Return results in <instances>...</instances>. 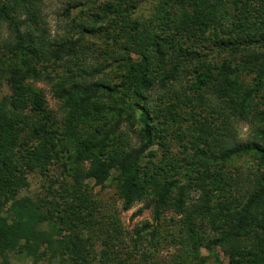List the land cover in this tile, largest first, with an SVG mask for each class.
I'll use <instances>...</instances> for the list:
<instances>
[{"label":"trees","instance_id":"1","mask_svg":"<svg viewBox=\"0 0 264 264\" xmlns=\"http://www.w3.org/2000/svg\"><path fill=\"white\" fill-rule=\"evenodd\" d=\"M103 5L104 21L110 19L114 26L125 19L137 30L125 53L114 60L115 74L108 80H88L86 70L63 64L69 76L55 82L48 66L38 65L63 62L60 55L67 45L49 53L40 24L25 33L20 29L27 23L21 19L25 14L32 22L41 21L40 0H0V29L9 28L16 39L8 46L12 58L21 57L20 64L0 59L1 75L11 89L0 105V264H11V255L25 256L31 264H132V258L136 264H148L153 254L140 251L141 240L148 231L155 237L169 209L185 213L191 256L196 260L206 248L215 255V264H223L216 253L221 248L228 264H264V65L243 60L253 53L248 45L264 46V0H163L152 29L150 24L129 21V12L122 14L127 8L116 0ZM119 8L121 15L111 16ZM94 17L100 21L98 14ZM81 29L91 31L86 26ZM201 39L212 41L221 52L227 48L228 56L221 63L204 60L194 66L195 95L200 101L202 93L216 95L218 114L224 119L232 113L241 120L253 119L256 134V140L231 144L213 158L200 145L199 136L188 140L195 132L210 131L200 120L184 127L179 103L192 98L150 102L157 86L170 91L169 85L189 69L194 59L191 49ZM105 63L109 65L107 61L101 65ZM105 72L94 69L93 75ZM250 73L251 83L243 78ZM45 79L53 84L54 96L65 110V138L44 92L29 82ZM162 115L164 120L155 123ZM79 124L89 130L72 136L71 127ZM125 126L138 135L140 147L131 146ZM170 135L176 137L180 155L171 152L166 142ZM67 137L75 143L69 160L63 154L70 150L63 142ZM160 137L167 151L156 165L153 146ZM248 158L256 161L257 168L244 179L246 183L228 175V165ZM57 163L71 173L72 184L64 182L57 188L52 181L43 198L22 195L30 187V174L46 175ZM110 180L125 211L139 201L153 208L156 226L135 230L132 250L123 252L126 258L118 250L126 249L121 222L112 214H106L104 222L98 220L99 204L87 183L105 186ZM192 189L200 191V198L188 212ZM198 219L212 224L214 237L198 232ZM98 240L103 245L100 254Z\"/></svg>","mask_w":264,"mask_h":264},{"label":"rangeland","instance_id":"2","mask_svg":"<svg viewBox=\"0 0 264 264\" xmlns=\"http://www.w3.org/2000/svg\"><path fill=\"white\" fill-rule=\"evenodd\" d=\"M106 1L107 0H40L41 18L39 19H41V21L39 23L29 20L27 14L21 17L22 20L25 19L27 21L26 25L20 28L22 33H25L26 30H35L38 24H40L42 30L39 33L43 34L45 38L47 52L57 51L63 44L67 45L60 55L63 62H58L62 65L54 63L53 61H44L38 65L40 67L48 66L55 82L66 79L69 76L67 71L68 67H65L63 64L70 65L74 70H77L79 67L86 70V77L88 80H108L115 74L112 66H116L117 64L114 60L116 57L121 58L125 53L123 49L125 46L131 45L130 36L135 33L137 34V30H133L134 25L124 22L125 19H121L123 21L114 26H111L110 19L104 21L103 8L101 6H104L103 4H105ZM162 1L163 0H127L128 3L125 5V3H120L119 0H116V3L117 5H121L122 8H127V10H122V14L128 11L129 21L138 20L141 24H150L149 27L152 29L155 26L153 18L156 15V9L159 8L157 6ZM120 9L121 8H119L118 14H111V16L121 15ZM97 14L100 17V21L94 17ZM122 24L124 25V29L121 30ZM81 26H86L90 28L91 31H83ZM15 43V36L8 27L3 26L0 29V59H2V61L7 63L12 62L13 53L8 46ZM69 43H75V46H68ZM245 44L247 45L248 43ZM245 44L242 46H245ZM247 47L251 48L253 53L250 57L249 55H244L243 60L252 61L253 64H256V67L259 63L264 65V46L251 43V45ZM191 50L194 51L192 54L194 59L188 66L189 69L187 68L184 73H182L179 80L169 85L171 86L170 91L167 88L164 89L161 88V86H157L151 93L150 102H152L153 105H159L163 100H170L175 96L186 95V97L192 98L191 102H186L187 99L182 98L184 100L183 103H179L185 115L184 127L192 126L195 120H200L201 123L208 126L210 131L195 132L192 135H188V140H193L199 136L200 145L207 149L210 157L218 156L223 149L229 147L231 144L256 140L255 128L251 123L253 119L247 118L246 120H241L238 113H232L224 119L223 114H218L215 111L216 105L218 106L219 103L216 95L202 93L204 99L200 101L198 99L199 95H195L194 93V66L199 65V61L204 60H211L214 64L221 63L223 59L228 56L227 48L222 49L221 52L219 47H214L212 41L201 39L193 45ZM245 53L248 52H243V54ZM20 61L21 57L19 61L17 58L13 59L14 64H20ZM105 61L109 62V65H106V63L105 65H101ZM94 69H105L106 72L101 74L95 73L93 75ZM1 74L3 73L0 72V105L4 99L11 94L10 86ZM253 77L254 75L250 73V75H246L243 78L246 82L251 83ZM29 82L37 89L44 92L50 108L55 112L57 118L61 122L60 132H62V138H65L63 122L66 113L61 103L54 96L53 84L46 79L40 80L39 82L29 80ZM158 120L162 122L164 120L163 115L159 117L155 123H157ZM71 128L72 136L75 133L85 134L86 130H89L85 124H79L78 128ZM191 128L196 130L194 127ZM123 130L127 133V138L131 146L140 147L141 142L138 135L132 132L127 126L123 127ZM157 134H160V132ZM162 135H165V133H162ZM63 142L67 143L70 149L68 152H66V150L63 152L65 159L69 160L68 156L74 153L73 148L75 143L74 141L71 142L70 139L68 140V137L63 139ZM157 142L158 143L153 146V150L156 153L153 162L156 165L163 159L167 151V147L162 144L161 137L157 139ZM166 142L170 145L172 153L180 155L182 149L176 137L170 135ZM149 160L150 158L146 155L144 162L147 163ZM256 168V161L248 158L233 162L228 165L225 170L233 179H238L239 182L243 181L246 183L244 179L248 178ZM52 181H55L57 188L64 182L68 185L74 182L71 173H69L62 164L57 163L50 166L46 175L40 172L30 174V187L28 190L23 191L22 195L43 198ZM87 183L89 184L90 191L99 204L100 213L96 214L98 220L104 222L107 220L106 214H112L121 222L125 230L123 239L126 244V249L120 246L118 250H120L122 258H126L127 255L123 254V252L124 250H132L131 237L135 235V230L144 228L146 224L154 227L156 226L153 218V208L147 207V201H139L130 210L125 211L123 209V200L118 196L113 181H108L105 186L95 185L94 181H88ZM244 185L246 186V184ZM246 188L247 187H245V189ZM190 194L187 202L188 212H191L194 205L197 204L196 202L200 198V191L192 189ZM211 204H213V202ZM139 212L141 213L138 214ZM196 229L209 238L215 236L212 224L208 221L202 223L200 219L196 220ZM98 232L99 229L96 234L100 235ZM150 232L151 231H148V234L147 232L143 233L147 235L141 240L142 248L140 246V251L153 254V257L148 259V264H199V258H206L208 260L206 264H215V255H212L206 248H201L200 257L197 260L191 256L192 247L191 241L189 240V233L185 226V213L178 214L172 209L166 210L163 213V221L162 225L159 226V232L155 235L156 238L154 236L152 238ZM150 239H152V241H150ZM98 242L96 251L100 254L103 245L100 240H98ZM156 242L157 244H155ZM216 253L219 255V259L223 264H228V256L221 248H218ZM10 260L11 264H31V259L20 255H11ZM135 260L136 258H132L129 262L136 264ZM1 261L2 258L0 257V263Z\"/></svg>","mask_w":264,"mask_h":264}]
</instances>
